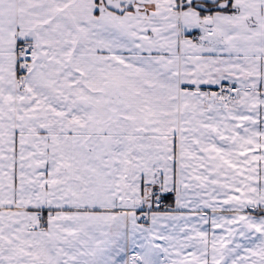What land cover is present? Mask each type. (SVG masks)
Instances as JSON below:
<instances>
[{
	"label": "snow or ice",
	"instance_id": "1",
	"mask_svg": "<svg viewBox=\"0 0 264 264\" xmlns=\"http://www.w3.org/2000/svg\"><path fill=\"white\" fill-rule=\"evenodd\" d=\"M0 264H264V0H0Z\"/></svg>",
	"mask_w": 264,
	"mask_h": 264
}]
</instances>
